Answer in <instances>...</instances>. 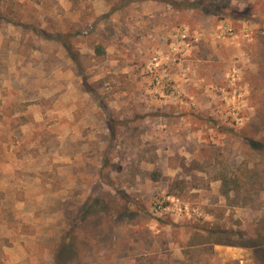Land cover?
<instances>
[{
    "label": "rangeland",
    "instance_id": "374dc122",
    "mask_svg": "<svg viewBox=\"0 0 264 264\" xmlns=\"http://www.w3.org/2000/svg\"><path fill=\"white\" fill-rule=\"evenodd\" d=\"M0 264H264V0H0Z\"/></svg>",
    "mask_w": 264,
    "mask_h": 264
},
{
    "label": "trees",
    "instance_id": "16d2710c",
    "mask_svg": "<svg viewBox=\"0 0 264 264\" xmlns=\"http://www.w3.org/2000/svg\"><path fill=\"white\" fill-rule=\"evenodd\" d=\"M158 178L159 177L154 176V179H158ZM214 233L216 234V236L214 235ZM219 233H222V231L220 230V228L219 229L216 228V229L212 230L210 232L209 239L210 240H218L216 242L223 243L222 238H221L222 234H219ZM219 239H220V241H219Z\"/></svg>",
    "mask_w": 264,
    "mask_h": 264
}]
</instances>
